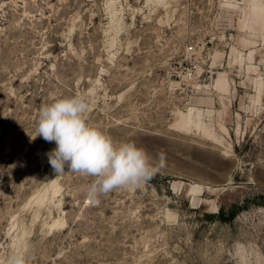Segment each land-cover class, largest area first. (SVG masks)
I'll return each mask as SVG.
<instances>
[{"label":"rangeland","instance_id":"obj_1","mask_svg":"<svg viewBox=\"0 0 264 264\" xmlns=\"http://www.w3.org/2000/svg\"><path fill=\"white\" fill-rule=\"evenodd\" d=\"M75 94L164 167L99 204L92 178L56 177L55 143L32 137L41 106ZM13 251L264 264V0H0V264Z\"/></svg>","mask_w":264,"mask_h":264},{"label":"clouds","instance_id":"obj_2","mask_svg":"<svg viewBox=\"0 0 264 264\" xmlns=\"http://www.w3.org/2000/svg\"><path fill=\"white\" fill-rule=\"evenodd\" d=\"M90 104L82 94L59 98L42 105L36 121V134L55 143L47 152L54 175L66 172L92 178L86 197L99 204L100 197L116 190H132L149 182L164 167L165 158L154 164L148 153L132 142L117 143L87 120ZM6 264H27L25 255L11 252Z\"/></svg>","mask_w":264,"mask_h":264},{"label":"water","instance_id":"obj_3","mask_svg":"<svg viewBox=\"0 0 264 264\" xmlns=\"http://www.w3.org/2000/svg\"><path fill=\"white\" fill-rule=\"evenodd\" d=\"M200 203V197L198 195H193L191 199V205L196 206Z\"/></svg>","mask_w":264,"mask_h":264},{"label":"trees","instance_id":"obj_4","mask_svg":"<svg viewBox=\"0 0 264 264\" xmlns=\"http://www.w3.org/2000/svg\"><path fill=\"white\" fill-rule=\"evenodd\" d=\"M222 219H227L225 216H224V211H223V208L220 209V212L218 214ZM235 215V212L232 213V216Z\"/></svg>","mask_w":264,"mask_h":264},{"label":"bare ground","instance_id":"obj_5","mask_svg":"<svg viewBox=\"0 0 264 264\" xmlns=\"http://www.w3.org/2000/svg\"><path fill=\"white\" fill-rule=\"evenodd\" d=\"M193 120V119H192ZM194 121V120H193ZM195 124H198V126H201V124H200V121L198 120V121H196V123ZM193 195H198V194H194L193 193Z\"/></svg>","mask_w":264,"mask_h":264}]
</instances>
